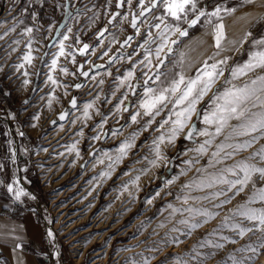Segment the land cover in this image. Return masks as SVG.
<instances>
[{
    "label": "rangeland",
    "instance_id": "obj_1",
    "mask_svg": "<svg viewBox=\"0 0 264 264\" xmlns=\"http://www.w3.org/2000/svg\"><path fill=\"white\" fill-rule=\"evenodd\" d=\"M117 2L12 0L6 6L0 5V81L6 86L5 104L0 105L1 142L6 154L7 148L16 142V132L29 138L24 140L27 144L26 172L37 184L34 189L38 191L39 209L46 218L48 233H52L49 238L54 249L65 255L68 264H176L177 258L182 264H264V248L260 247L264 244V231L259 230L258 222L234 215L240 205L264 208V201L258 198L249 203L250 198L258 195L257 190L264 188V180L258 174L239 194H236L239 186L231 191L223 184L203 189L195 184L185 187L190 182L219 175L239 161L264 167V161L258 156L248 159L264 148V138L231 157H226L225 153L233 149L226 148L215 159L212 153L216 151V145L242 143L251 137L233 136L226 141L231 129L225 128L204 155L193 149L208 137L194 134L193 139H186L193 124L197 130L208 127L201 119L205 111L211 110L213 94L232 86L225 83L230 79L229 69L247 60L248 52L252 50V38L264 35V0L252 3L247 0H198V7L206 12L220 7V18L212 17L210 24L207 16L201 17L194 27L181 21L180 27L186 29L188 35L169 33L168 46L172 52L164 49L161 53L164 64L159 69L154 54L160 43L159 30L154 25L160 23L156 17L165 15L163 6L142 18L137 34V29H132L130 24L132 13L138 15L141 11L139 0H132L131 4L124 0V9L110 24L109 19L118 9ZM145 4L149 5L150 0H145ZM224 9L235 11L228 14ZM193 18L194 14L190 13L188 19ZM166 22L176 23L171 17H166ZM220 22L224 24L225 40L221 49H216L214 25ZM29 28L31 33L27 32ZM104 28L106 32L98 37ZM149 32L156 42L145 45L153 51L152 65L146 67V61L140 63L145 56L141 45L148 39ZM247 32L253 36L241 46L239 42ZM130 34L133 38L111 64L92 72L87 79L81 76L80 63L87 69L93 62L106 61ZM196 34L199 36L197 44ZM172 40L176 43L172 44ZM61 43L64 44V56L58 55ZM85 44L89 48L81 55L80 49ZM217 52L219 55H215ZM28 54L32 57L30 64L24 60ZM210 56L214 60H208ZM225 58L227 64L221 65L225 69L224 75L197 105L200 118L193 116L175 143H168L171 122L163 128H160V122L167 118L172 105L149 124L150 118L143 115L139 103L145 87L162 85L152 81L145 85L144 80L148 76L154 78L159 71L165 74L161 81L166 85L176 73L194 77L205 60L211 64ZM53 59L57 60L55 67ZM21 64L23 67H19ZM130 70L134 71V78L121 85L120 81ZM256 75H264V70L258 69L233 80L232 84L243 86ZM81 82L83 87L75 89ZM125 95L127 99H124ZM74 97L77 105L71 107ZM121 100H124L123 105H120ZM89 103L92 107L85 116V105ZM136 112L141 115L133 123L131 116ZM60 114L66 119L61 120ZM53 120L55 123L51 124ZM229 123L236 125L238 121ZM214 130L209 127V131ZM161 134L166 137L160 144L165 159L159 161L158 167H152L149 161L156 158L154 141ZM252 135L264 136L260 132ZM125 142L131 143L132 147L121 157L119 149ZM216 160L221 162L216 163ZM142 170H147V174H142ZM182 172L186 174L182 175ZM137 176H140L138 184L132 183ZM229 178L234 177L229 175ZM170 180L174 183L166 185ZM158 191L160 195L156 196ZM219 191L226 195L213 197L212 194ZM185 196L189 197L187 204L183 202ZM205 196L209 198L202 199ZM224 200L230 202L216 207ZM189 207L206 209L214 215L204 223L205 217L192 216L188 212L173 213L172 210ZM185 219L189 224L180 223ZM192 223L201 226L191 229ZM233 224L252 231L241 236L238 230L232 229ZM213 243L224 246L216 248ZM249 246L257 252L254 254Z\"/></svg>",
    "mask_w": 264,
    "mask_h": 264
},
{
    "label": "snow or ice",
    "instance_id": "obj_2",
    "mask_svg": "<svg viewBox=\"0 0 264 264\" xmlns=\"http://www.w3.org/2000/svg\"><path fill=\"white\" fill-rule=\"evenodd\" d=\"M128 4L132 3V0H127ZM247 2L252 3L254 0H247ZM124 4V0H119L117 3V7H122ZM162 5L165 15H161L156 17L160 23L154 25L156 29L159 30L158 38L160 43L155 49V58L159 62L157 68L160 65L164 64V60L161 59V53L165 48L168 49V52H171L172 49L168 46V35L179 33L180 36H187L188 32L186 29H182L180 27V22L183 21L187 23L189 27L196 26L201 17H208V23H212L211 18L217 17L220 18V13L222 9L220 7H216L212 12H206L203 9L198 7V0H150V4L146 6L145 0H139V7L141 9L139 16L143 17L146 13L151 12L153 9ZM223 11L231 14L235 11V9H224ZM194 14L193 19H188L189 14ZM116 15H119L117 13ZM166 17H171L172 21L176 23L170 24L166 22ZM127 19V17H124ZM115 19V16L113 17ZM138 16L134 13L132 15L131 26L137 29V34H139V28L137 27ZM163 25V28H161ZM32 29H27V32L31 33ZM71 31V29H69ZM100 35H103L101 33ZM214 41L215 48L221 49L222 43L225 40V31L224 24L222 22L214 25ZM253 34L251 32L245 33L242 40L239 42L242 46L243 43L247 42L249 38H252ZM65 40L68 39L67 36L64 37ZM132 37H128L125 40V44L131 40ZM156 41L152 38L151 32L148 33V39L145 40L144 44L141 45L142 48L145 49L144 59L140 61L141 64L147 62L146 67H150L152 65V55L153 51L150 47H145V45H150L155 43ZM172 44H175L176 41L172 40ZM231 43L235 44L236 41H232ZM123 47V45H121ZM89 48L88 44H85L82 49H80L81 54H84ZM251 49L248 52V58L243 63H238L235 66L229 69L230 79H226L225 83L232 85L231 87L225 88L222 92L219 90L217 93L213 94L211 100V110L205 111L203 113L201 122L208 126L203 129L197 130L195 125L189 129V132L186 136V139H193V135H199L208 137L205 139L202 144H200L197 148L193 149V151L197 152L200 155H204L208 151V146H211L214 139L217 136H220L225 128H230L231 131L228 136L225 137V140H231L233 136H250L251 139L246 140L242 143H221L216 145V151L212 153L213 159L219 157L222 152L225 151L226 148L233 149L232 152L225 153L226 157H231L233 154L240 150L247 149L252 146L258 139L264 138V136H253V133L260 132L264 134V75H256L254 79H251L248 82H245L243 86H236L232 84L233 80H238L241 77L248 76L250 73L256 72V70H264V35L259 38L251 39ZM65 49L64 44H60L59 56H64ZM71 55V53H68ZM107 55V52L104 53ZM183 55V54H182ZM215 55H219L217 52ZM73 57V61H74ZM24 60L27 63H31L32 57L30 54L25 55ZM208 60H214V57H208ZM208 60H205L203 63V67L198 69L196 75L194 77H186L183 72L176 73L173 78H171L167 84L165 85L163 81H161V76L165 75L157 71L153 76H148L147 79L144 80V84L148 85L149 81L153 83L161 82L159 88L153 87H145L143 98L140 100L139 107L143 109V115L149 117L148 123L151 124L155 121L157 116L161 115V112L167 108L170 104L172 108L169 110L168 116L166 119H163L160 122V128H163L165 125L171 122V127L168 131L167 141L168 143H175L178 135L183 132V130L188 127L189 122L192 120L193 116L200 118V112L197 110V105L204 99V97L212 90L213 86L216 84L217 80L224 75L225 69L221 67V65H226L228 60L227 58L219 61H214L209 64ZM57 63L56 59H53L52 65L55 67ZM19 67H23L21 64ZM63 72H67V69H62ZM82 75H87V73H81ZM27 75V73H25ZM147 76V73H145ZM134 78V71H128L124 76L123 80L120 81L121 85L125 83V81H130ZM52 81L53 84L56 83L55 80L51 76L48 78ZM27 83V81H25ZM103 83V81H101ZM80 87V85H77ZM131 88L132 85L129 84ZM133 94H135V89H133ZM124 99H127V95H125ZM75 99H73L72 104L75 106ZM124 100L120 101V105H123ZM92 107V104L89 103L85 105V116L88 115V109ZM253 109H260L259 111H253ZM117 110H119V105L117 106ZM127 111V108L123 109ZM140 112H136L131 116V120L133 123L137 121V117L140 116ZM175 117V119H173ZM64 119L62 115L60 117ZM231 120H236L238 123L236 125H231L229 122ZM209 127H214V131H209ZM98 138V137H97ZM166 137L164 134H161L156 138L154 144L156 145L155 151V159L150 160L149 164L152 167H158L159 161L164 160L165 157L162 155L160 151V144L164 143ZM132 147L131 143L125 142L121 145L119 151L121 153V157L127 154V149ZM259 157L262 161H264V148H261L258 152L253 153L249 160H252L256 157ZM119 159V158H118ZM216 163H220L221 160H216ZM186 163L192 164V161H187ZM212 160L209 161V165H212ZM198 171H202L199 170ZM142 174H147V170H142ZM186 174V173H181ZM255 174L259 175V178L264 180V167H257L255 164L249 163L248 161H239L235 165L229 168H225L219 175H214L210 178H205L200 180L199 182H190L185 185V187H191L192 184H195L197 188H213L217 184L227 185V191H231L232 189H237L239 192H242L244 188L250 183L253 182V176ZM103 175H108L104 173ZM234 177L232 179L229 178ZM140 180V176H137L132 183L138 184ZM18 183V181H17ZM174 183V180L166 181L167 184ZM8 191L12 192L13 188L11 185L8 186ZM258 195L249 199V203H253L255 199H259L260 201H264V188L257 190ZM26 195L23 189L16 190V199H19L20 196ZM160 192H156V196H159ZM213 197H220L222 195H226V192L219 191L212 194ZM209 197L205 196L202 199H208ZM189 197L185 196L183 202L185 204L188 203ZM201 199V198H197ZM151 203V200L147 201ZM230 200H224L221 204L216 205V207H221L223 203H229ZM172 208V205H169ZM173 213L180 212H188L192 216H202L206 219L203 221L204 223L208 222L209 218L213 217V213L209 212L206 209H197L189 207L187 209H177L173 208ZM236 216L243 217L249 221L258 222V228L260 231H264V208L257 209L247 207L246 205H240L236 212L234 213ZM227 221V218H226ZM181 224H189L187 219L181 220ZM191 229H195L200 227V223H192L189 225ZM232 229L238 230V234L243 236L246 232L252 231L251 228H244L240 224H233ZM175 231V229H174ZM49 236L52 235L51 232L48 233ZM223 239L227 240V237ZM234 242V241H232ZM212 243V242H209ZM213 247L222 248L224 245L220 243H213ZM19 247V245H17ZM260 247L264 248V244H261ZM250 250L255 254L257 249L249 246ZM243 250V249H242ZM147 264V262H145ZM176 264H182L180 258H177Z\"/></svg>",
    "mask_w": 264,
    "mask_h": 264
},
{
    "label": "crops",
    "instance_id": "obj_3",
    "mask_svg": "<svg viewBox=\"0 0 264 264\" xmlns=\"http://www.w3.org/2000/svg\"><path fill=\"white\" fill-rule=\"evenodd\" d=\"M9 2L12 0H0V5L6 6ZM195 37L197 44L198 34ZM0 85L6 92L1 81ZM2 98L0 96V105L5 104ZM16 133V142L7 148L6 154L0 133V264H68L65 255L54 249L46 218L39 209L36 183L26 172L27 144L24 140L29 138L22 132ZM9 185L12 192L8 191ZM18 189H23L26 195L16 199Z\"/></svg>",
    "mask_w": 264,
    "mask_h": 264
},
{
    "label": "water",
    "instance_id": "obj_4",
    "mask_svg": "<svg viewBox=\"0 0 264 264\" xmlns=\"http://www.w3.org/2000/svg\"><path fill=\"white\" fill-rule=\"evenodd\" d=\"M117 3H119V0H118V2ZM124 9V4H123V6L122 7H119L116 11H115V13L111 16V18L109 19V23L110 24H113L114 23V20L116 19V17H118L119 15H116L117 13H119L120 14V11L121 10H123ZM152 12V11H151ZM135 13V12H134ZM134 13H132V15L134 14ZM150 13V12H149ZM148 13H146L145 14V16L147 15ZM115 16V19H113V17ZM138 16V20H137V27H138V24L141 22V20H142V18L144 17H140L139 16V14L137 15ZM132 20V19H131ZM130 26H131V24H130ZM131 28L132 29H135V28H133L132 26H131ZM106 32V28H104V29H102V31L97 35L98 37H101L102 35H100L101 33H105ZM132 37L133 38V34H130L128 37ZM128 37H127V39H128ZM126 39V40H127ZM125 42V40L120 44V49H118L111 57H109V58H107L106 59V61H104V62H93L92 64H91V66L89 67V68H87V69H84V64L83 63H80V65H79V68H78V70H79V72L80 73H87V75H82L81 74V76L84 78V79H87L88 77H89V75L92 73V72H94V71H97V70H100V69H103V68H105V67H107L109 64H111L116 58H117V56L122 52V49L130 42V40L128 41V43L127 44H125L124 43ZM121 45H123V47H121ZM172 52V51H171ZM168 53H170V52H168ZM86 54V52L84 53V54H81V55H85ZM161 67V65L158 67V69ZM77 85H80V87H77ZM77 85H75V89H81L82 87H83V85H84V83L83 82H81V83H79V84H77ZM73 99H75V106L77 105V101H76V98L74 97ZM73 99H72V101H73ZM72 101L70 102V106L71 107H75V106H73V104H72ZM62 116V114H60L58 117L60 118ZM64 116V119H61V120H65L66 119V116L65 115H63ZM55 123V120H53V121H51V124H54Z\"/></svg>",
    "mask_w": 264,
    "mask_h": 264
},
{
    "label": "trees",
    "instance_id": "obj_5",
    "mask_svg": "<svg viewBox=\"0 0 264 264\" xmlns=\"http://www.w3.org/2000/svg\"><path fill=\"white\" fill-rule=\"evenodd\" d=\"M5 94H6V92H5L4 86L0 85V96H4ZM0 187H1V185H0Z\"/></svg>",
    "mask_w": 264,
    "mask_h": 264
}]
</instances>
